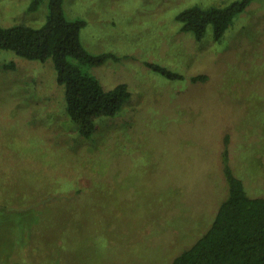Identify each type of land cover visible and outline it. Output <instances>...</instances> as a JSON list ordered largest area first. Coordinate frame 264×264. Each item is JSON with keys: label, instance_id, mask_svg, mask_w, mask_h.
Returning <instances> with one entry per match:
<instances>
[{"label": "rangeland", "instance_id": "rangeland-1", "mask_svg": "<svg viewBox=\"0 0 264 264\" xmlns=\"http://www.w3.org/2000/svg\"><path fill=\"white\" fill-rule=\"evenodd\" d=\"M232 1L63 0L86 23L82 45L117 56L89 72L130 91L89 137L66 113L51 59L0 49V264H170L226 197L225 135L247 193L264 196V0L219 40L210 26L196 40L176 19ZM30 2L0 0V25L40 27L48 0Z\"/></svg>", "mask_w": 264, "mask_h": 264}, {"label": "trees", "instance_id": "trees-1", "mask_svg": "<svg viewBox=\"0 0 264 264\" xmlns=\"http://www.w3.org/2000/svg\"><path fill=\"white\" fill-rule=\"evenodd\" d=\"M43 0H31L28 10H36ZM252 0H234L225 5H192L176 15L180 30L201 40L210 26L213 38L219 40L233 18ZM44 23L38 27L17 24L0 25V49L12 51L27 60L45 62L51 59L56 80L64 87L65 109L78 125L79 133L89 137L97 118L114 116L130 96L126 83L104 89L88 68L117 59L110 52L91 53L81 43L83 19H68L63 0H48ZM145 65L171 80H182L183 74L164 66ZM194 75L190 81H204ZM221 170L227 189L207 230L191 245L180 251L170 264H264V196L247 193L242 179L230 161L229 136L223 138Z\"/></svg>", "mask_w": 264, "mask_h": 264}]
</instances>
